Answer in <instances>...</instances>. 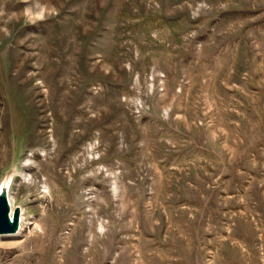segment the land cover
<instances>
[{"label": "rangeland", "instance_id": "rangeland-1", "mask_svg": "<svg viewBox=\"0 0 264 264\" xmlns=\"http://www.w3.org/2000/svg\"><path fill=\"white\" fill-rule=\"evenodd\" d=\"M0 264H264V0H0Z\"/></svg>", "mask_w": 264, "mask_h": 264}, {"label": "water", "instance_id": "water-1", "mask_svg": "<svg viewBox=\"0 0 264 264\" xmlns=\"http://www.w3.org/2000/svg\"><path fill=\"white\" fill-rule=\"evenodd\" d=\"M9 196V181L4 180L0 185V236H13L20 229L21 209H13Z\"/></svg>", "mask_w": 264, "mask_h": 264}, {"label": "bare ground", "instance_id": "bare-ground-1", "mask_svg": "<svg viewBox=\"0 0 264 264\" xmlns=\"http://www.w3.org/2000/svg\"><path fill=\"white\" fill-rule=\"evenodd\" d=\"M9 199H10V201H11L10 196H9ZM22 216H23V214H21V216H20V229H19V231L17 232V234L20 233L21 228H22ZM11 217H12V214H11Z\"/></svg>", "mask_w": 264, "mask_h": 264}]
</instances>
